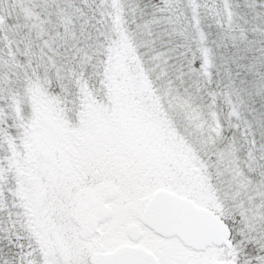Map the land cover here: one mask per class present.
<instances>
[{"label": "snow or ice", "instance_id": "1", "mask_svg": "<svg viewBox=\"0 0 264 264\" xmlns=\"http://www.w3.org/2000/svg\"><path fill=\"white\" fill-rule=\"evenodd\" d=\"M0 264H264V0H0Z\"/></svg>", "mask_w": 264, "mask_h": 264}]
</instances>
